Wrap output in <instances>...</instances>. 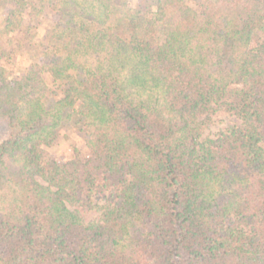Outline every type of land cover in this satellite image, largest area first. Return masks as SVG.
<instances>
[{
  "label": "trees",
  "instance_id": "1",
  "mask_svg": "<svg viewBox=\"0 0 264 264\" xmlns=\"http://www.w3.org/2000/svg\"><path fill=\"white\" fill-rule=\"evenodd\" d=\"M0 8V264H264V0Z\"/></svg>",
  "mask_w": 264,
  "mask_h": 264
},
{
  "label": "rangeland",
  "instance_id": "2",
  "mask_svg": "<svg viewBox=\"0 0 264 264\" xmlns=\"http://www.w3.org/2000/svg\"><path fill=\"white\" fill-rule=\"evenodd\" d=\"M3 17H4V13L0 8V34L3 31V25H2ZM41 19H42V22L40 24L38 23L37 26H38V31L40 33H43L44 28L52 24L54 21H56L57 17L56 15L51 13V14H47L46 16H41ZM9 50H12V47H9ZM9 52H11V55H14L11 64L8 66L9 71L11 75L13 76L19 73V71L21 70V67L24 64H26V62H23L21 60V58L18 56L16 51H9ZM228 123H229V118L227 116H221L219 118L214 119L212 123L205 130L202 136V139L207 136H212V134L217 132L219 129L224 128ZM64 131H65V134H67L68 138H72L74 142L79 143L78 141L80 139V136L77 133L71 132L70 130H66V128H62V132ZM70 152H71L70 145L68 143V140H66L65 142H63L57 147L55 154L60 159H66L69 156ZM94 217H95V213L90 212L84 216V219L85 221H91L94 219Z\"/></svg>",
  "mask_w": 264,
  "mask_h": 264
}]
</instances>
